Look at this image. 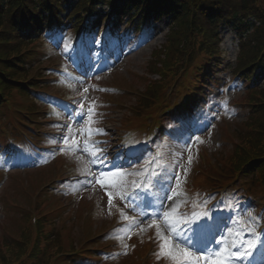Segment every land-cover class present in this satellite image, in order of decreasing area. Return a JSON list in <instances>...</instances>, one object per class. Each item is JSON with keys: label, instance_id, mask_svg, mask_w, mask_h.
I'll return each instance as SVG.
<instances>
[{"label": "rangeland", "instance_id": "1", "mask_svg": "<svg viewBox=\"0 0 264 264\" xmlns=\"http://www.w3.org/2000/svg\"><path fill=\"white\" fill-rule=\"evenodd\" d=\"M107 9L108 7H102V11H107ZM108 25L109 22H105L104 28H108ZM109 27H111V25H109ZM168 30V18H163L155 24L150 23L147 26V31L143 29V31L139 32L137 35L131 32L129 25H123L120 30L121 35L118 36V43H131L129 47L131 52L124 54L119 65L112 67L109 71L99 74H96V71H92L88 77L81 76L79 79H76V77L78 75L80 76V71L76 72V69L71 65V63L67 64V62H71L73 56L77 55V50L72 49V47L77 44L74 40V33L70 29L60 31L56 33L51 40L49 39L41 46L37 63L44 64L43 67L39 68V71L42 73L48 72L46 71L48 69L45 68H52V65L58 66L60 64L61 67H64L63 71L58 73V76L55 75L53 79H50L49 84H47L48 87H51L53 84L55 87H51L48 92L54 91L55 93L68 98L67 100L69 101L83 103L86 109L94 101L97 105L95 111L98 113V116L95 117L98 122L94 125V127L103 129V134L110 133L111 136H115V128H121V126H123V124H121V120L125 121V119L131 114L137 115V113L132 112V107L137 105L136 103L139 95L144 90L145 84L143 74L148 71L147 66L148 62L151 60L153 50L157 46L164 43ZM99 38L100 41L103 40L102 37ZM222 38L223 55L220 66H212L210 69L218 79L213 81L214 85L216 84L215 81H219L223 78H231L230 68L234 67L235 58L238 52L237 33L231 25H226L222 28ZM86 40L87 41H83L79 51H83L84 47L87 46V43L90 45L92 50V46L97 41V37L95 35L93 37L92 35L89 40L88 38ZM65 45H67V49L65 48ZM137 45H139V49L135 51L134 49ZM97 46H99V44L96 43L95 47ZM116 47L117 44H114L109 49L106 56H104V66L108 64L109 61H111V63L116 62L114 53L112 52L116 49ZM48 57H51L50 61L46 59ZM78 63L80 66H84V68L89 66V62L85 63L84 56H82V59ZM205 78L203 77V85L200 87L201 89L198 93H205L207 97L206 99L199 96L196 98L202 104L205 102L207 103L205 106V113H198L199 119L193 128L184 127L187 130V135L185 137L186 141L195 137L194 141H192V145H190L188 150L185 149V146L184 148L182 146H177V141L175 139V137H179V131L177 130L173 138L166 139L160 146L163 151L162 161L164 159L167 165L164 169L165 171L163 176H165V178L163 181L166 182L175 171L180 172L182 180L186 177V182L183 184V190L187 193V203L184 204L179 211H182L186 205L194 207L195 201H193V196L188 194V191L185 189V187L188 186L189 181L193 178L195 173L194 168L198 166V169H205V163L207 161L206 158L215 162L217 157H222L228 153V150L231 147L230 140L232 139V134H234L236 130L238 131L241 124L245 122L244 120L248 116L245 109L241 106L234 105L236 102H239V100H243L244 88L241 81L234 79L232 84L226 85L221 89L217 86L209 88L210 83L208 81L206 82ZM122 80L129 81L126 85L127 88H124L125 86L123 87V83H120ZM114 86H118L117 89L122 87L124 89L122 91L116 90L112 88ZM85 88H88L87 92L84 91ZM131 89H135L138 92H133ZM104 92H107L106 97L104 96ZM110 96H114L116 98L114 100L117 102L113 103L112 97ZM15 100L17 103H20L18 98H15ZM111 100L112 103L110 102ZM59 102L61 101L53 100L52 103H54V105L47 111V114L51 117L52 127L56 128V135L53 136L55 138H62L64 136L63 130H65V127H57V125L64 126L61 122L62 115L59 112V109L61 107L62 110H64L67 103ZM192 102L193 104L196 103L195 101ZM227 102L228 104L233 103V105L228 106L226 105ZM110 103L111 105H109ZM104 110L105 112H103ZM57 113H59V116ZM179 117L181 118V115H179ZM201 117H206L207 119H200ZM73 127L75 128L76 126L73 125ZM110 129H114V131L111 133ZM48 132L50 133L51 131L49 130ZM127 132V130L123 129L118 137ZM196 137H200V140L203 141V143L197 141ZM6 138L7 137L5 136L0 137V142L2 144L6 143L8 141ZM113 138L115 141L111 140L112 142H110V147L105 146L101 148L103 149L102 155L104 157H106L107 151H109V154L112 157L110 160L106 157L105 164H109L106 170L104 169V165H91L89 157L86 153L69 151V156L67 153H59L53 157L54 161L57 159L58 163L62 164L61 170L59 171L61 176H69L73 174L72 178L82 176L86 177L84 182L80 183L82 180L81 178L77 184L69 186L71 189L65 193L67 200L66 198L61 199L64 201V208L68 209L69 213L66 212L63 215L64 219L58 221V223L56 221V217L59 215L60 211L56 210L57 202L54 198L49 199V202L42 199V209H33V200H35L36 194L42 190L43 181L45 179L44 175L49 171V169L28 172L25 170L27 169L25 168L26 166H13L17 161H21V158L17 156L10 161L12 164L9 168L8 164L3 161L0 164V167L5 170L4 172H0V235H3L12 229L13 231L11 233H15L17 231V217L25 212H35V216L47 214L46 219L53 222V224L48 225V228H51L54 224H56V229L59 230L60 225L64 226L60 228V233L62 235L63 242L67 247L70 243L80 245L82 241H87L89 238L99 244L109 243V245L103 246L104 249H111L112 252L107 259V264H180L179 260H173L170 258L167 254L169 252V249L167 248L164 249L163 253L160 248V255L159 253H156L157 257L153 258L152 255H150L152 250V247H150V256L146 257V261L144 258L145 255H137V253H135L136 249L131 243V235H133V232L134 234H138V239L153 232L154 242L150 244L154 246L155 250L157 249L158 244L160 245V241L157 239L155 227L147 226L148 223L151 222V214H142L143 217L141 218L137 215L131 216L130 210H133V208L130 207L129 209L128 203L117 197L113 198V204L111 208H109V197L107 192L110 189L102 188L99 183H95L93 176H90L83 171L85 167H90L91 172L94 175H98L100 171L107 172L113 165H115L112 163L113 157L116 158V155L120 152L122 146L124 145L123 142H118L115 137ZM38 139H41V137ZM79 139L82 141L84 138L79 137ZM98 146L101 147V144H98ZM139 147H141V145ZM47 148V150H51V147ZM203 150L206 151L202 153L201 159L200 152ZM145 155L147 156L144 157L140 163L119 166L129 171L136 169V165L142 167L144 166L145 161L150 156L154 155V152L145 153ZM189 156L192 157L190 165L188 163ZM50 163L54 168V162L52 161ZM178 165L180 167H177ZM44 166L43 163L38 164V167ZM184 169H188V171L185 173ZM89 181L91 182L89 183ZM55 184L56 182L52 185L50 183L48 186L53 187ZM242 184L243 182L238 183V185ZM199 186L205 187L201 184H199ZM240 191L245 192V189L241 188ZM163 195H165V193L161 191L159 197ZM255 196L261 198V194L258 192L255 193ZM180 199L183 200L185 197H181ZM172 203L173 201H166L165 207H171ZM255 206L256 204L249 202L245 195L239 194L235 196V202L233 205L235 211L229 215V222L233 231H240L242 240H246L248 233L244 228V225H247L244 220L248 218L249 213H251L253 217L255 216ZM121 207L123 208L122 211L127 216L132 217L133 220L146 221L143 228L132 227L130 233L124 231L125 238L122 242L117 238V234L122 230L129 229L131 222H128L130 223L129 227L125 228V225H121L120 229L111 235L107 233L108 231H106L107 228L109 229L113 226L112 222L114 218H116L115 214H120L121 216ZM139 210V207H137L133 211L136 213V211L140 212ZM193 212L197 211L194 210L190 213L186 212L183 214L191 215ZM68 214H70L69 217H67ZM237 216L240 217L239 220H243L245 223H233L238 220ZM3 218L6 219L7 223H3ZM204 219L205 218H202L200 221ZM123 220L127 221L125 219ZM258 220H260V225L256 227L257 234H255V236L260 234V236L264 237V219L258 217ZM100 232L101 235H98ZM129 235L130 238H128ZM96 243L94 244L96 245ZM124 245H127L128 247L125 248ZM181 247L183 246L181 245L171 249L172 253L178 257L180 255ZM72 257L73 258H71V260L74 262H78L80 259L77 254H74ZM250 262L253 263L254 261L250 259ZM201 264H213V261H201Z\"/></svg>", "mask_w": 264, "mask_h": 264}, {"label": "trees", "instance_id": "2", "mask_svg": "<svg viewBox=\"0 0 264 264\" xmlns=\"http://www.w3.org/2000/svg\"><path fill=\"white\" fill-rule=\"evenodd\" d=\"M103 1L113 2L0 0V111L10 103L16 105L18 98L24 102L18 107L36 116L38 100L33 97L46 76L39 71L40 64L33 65L46 37L65 24L79 31L90 14H98ZM68 5L72 10L65 19ZM127 7L138 11L135 27H140L146 16L168 15L172 22L166 43L154 52L149 66V73L160 77L145 78L146 90L139 99L138 106L147 113L145 123L141 121L147 124L145 129L152 127L148 119L156 120L158 112L164 109L167 90L175 83H179V97L188 101L195 96L200 78L207 75L211 65L220 62L219 28L225 23L236 27L241 44L234 73L246 81L245 85H254L247 88L244 97V103L254 112L235 132L232 151L216 163L210 162L212 168L208 173L217 171L216 177L223 180L244 174L252 176L253 183L264 186V83L257 85L264 71V0H117L113 8L119 15ZM16 118L23 121L20 115ZM42 201L41 198L38 209H42ZM61 205L57 204V209ZM46 217L47 214H41L37 225H33L29 212L17 217V231L11 233L12 229L0 235V264H74L60 256L74 251L75 246L70 243L66 247L60 230L56 224L48 228L53 222Z\"/></svg>", "mask_w": 264, "mask_h": 264}, {"label": "snow or ice", "instance_id": "3", "mask_svg": "<svg viewBox=\"0 0 264 264\" xmlns=\"http://www.w3.org/2000/svg\"><path fill=\"white\" fill-rule=\"evenodd\" d=\"M65 48L67 49V45ZM84 91L87 92L88 88H85ZM96 107L97 105L93 101L87 109L83 103H80L78 108L71 106L65 108L71 123L64 126L57 125V127L67 129L62 138L63 146L60 151L86 153L91 165L100 164L107 167L108 165L105 164L106 157L102 155L103 149L99 148L97 142L91 139L103 133V129L94 127L98 122L95 119L98 116L95 111ZM57 115L59 116V113ZM73 125L76 127L74 128ZM79 137L84 139L81 141ZM196 140L203 143L199 137H196ZM52 143H56V141L53 140ZM159 156L160 153L150 156L145 161L144 166L138 170L129 171L119 165H113L109 171H100L98 175H94L90 167H85L83 171L93 176L95 183H99L102 188L110 189L107 192L109 208L113 204V198L118 197L130 204L135 210L139 207L137 201L143 200L145 195L151 193L152 188L159 186L160 191L164 192L165 195L158 197V211L152 213L151 222L147 226L155 227L161 252L163 253L166 248L169 249L167 254L171 259L179 260L180 264H201V261L206 262L208 260H212L213 264H244V261L251 255L249 249L255 247V241L242 240L240 231H233L231 228L220 232L218 238L214 237L211 224L199 223L202 218L209 217L206 210L193 212L191 215L181 213L180 208L187 203V193L183 190L186 177L182 180L180 172L175 171L166 182L161 181L159 179L161 172L157 171L158 168H161ZM191 162L192 157L189 156V165ZM184 171L186 173L188 169H184ZM181 197H185V199L181 200ZM166 201H173L172 206L165 207ZM198 206L194 203V207ZM121 217L131 222L129 229L122 230L117 234V238L121 242L125 238L124 231L130 233L132 227L143 228L146 223V221L133 220L123 211H121ZM233 223L243 224L245 222L237 220ZM257 223V219L249 213L247 224L253 225L249 230L255 232L254 226ZM208 237L214 238L209 239ZM181 245L183 247L180 248V255L177 257L171 249ZM124 247L127 248L128 246L124 245Z\"/></svg>", "mask_w": 264, "mask_h": 264}]
</instances>
